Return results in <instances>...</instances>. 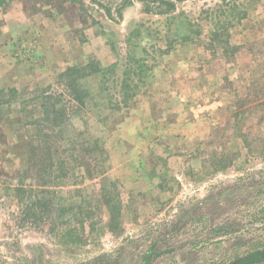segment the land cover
I'll list each match as a JSON object with an SVG mask.
<instances>
[{
    "label": "rangeland",
    "instance_id": "374dc122",
    "mask_svg": "<svg viewBox=\"0 0 264 264\" xmlns=\"http://www.w3.org/2000/svg\"><path fill=\"white\" fill-rule=\"evenodd\" d=\"M262 246L264 0H0V264H229Z\"/></svg>",
    "mask_w": 264,
    "mask_h": 264
},
{
    "label": "trees",
    "instance_id": "16d2710c",
    "mask_svg": "<svg viewBox=\"0 0 264 264\" xmlns=\"http://www.w3.org/2000/svg\"><path fill=\"white\" fill-rule=\"evenodd\" d=\"M160 1V0H158ZM162 1V0H161ZM179 1H183V0H179ZM171 8H175V4L174 3H171ZM229 38V37H228ZM78 72H80V70L77 69ZM126 74H129V72H126ZM79 81L78 80H73L72 81V84L69 86V90H71L72 94H71V99H73V101H76L78 102L80 105H83V100H82V92L80 91V86H79ZM61 99H57L56 101L57 102H60ZM56 105H53V106H50L49 108V112L46 111V115H47V118L48 121H49V124L51 125H54V127H57V126H60V117L62 115H64V111H61V110H57L56 108ZM54 115V119L51 118V116ZM98 144V141L96 142ZM95 147L96 144L95 143H90V142H86L83 148V150H86V151H82V155L83 157H81V168L84 169L85 173H86V176L88 179H94L97 175H99L102 170H100V167L99 165L97 164V162L93 165V166H89L90 164L88 163V160H87V157L90 156L92 154V150L90 149L91 146L93 145ZM35 151V150H34ZM34 151L32 152V158L34 157ZM94 151H97L96 149H93V152ZM101 151H102V148H101ZM81 153V152H80ZM50 161L53 160V163H54V159L53 158H50L49 159ZM29 161H30V158H29ZM54 165L52 164L51 166H48L47 168L49 169V167H53ZM48 171V170H47ZM103 173V172H102ZM45 175H47L49 178H54L50 173H46ZM61 177H67V174H65L64 176H61ZM55 179V178H54ZM42 185H45V186H50L48 184V182H43ZM53 185V184H52ZM108 187H105L102 189V200H104L109 208V211L111 213V218H110V228L111 229H114V224H119L120 223V218H121V203H120V198L119 197H116V196H113L111 193H107L108 192ZM15 191L18 192V193H24V190L22 188H15ZM33 207H35L36 209H40L41 212H46L47 211V207H44L42 208L41 207V204H38L36 205L35 203H33ZM32 211V210H31ZM75 208L72 207H69L68 209H65V210H61V212L63 213V215L61 217H64L66 218V213H75ZM34 212H33V216H34ZM67 222V220H66ZM65 222V224H67ZM150 254L151 253H148L146 254V256L142 259V263L140 264H147L148 260H149V257H150ZM38 258V256L36 257ZM229 264H264V246H262L261 248H256V249H253L249 252H247L246 254L240 256V257H237L234 261L230 262Z\"/></svg>",
    "mask_w": 264,
    "mask_h": 264
},
{
    "label": "crops",
    "instance_id": "0c3cea01",
    "mask_svg": "<svg viewBox=\"0 0 264 264\" xmlns=\"http://www.w3.org/2000/svg\"><path fill=\"white\" fill-rule=\"evenodd\" d=\"M69 44H71V40L69 41Z\"/></svg>",
    "mask_w": 264,
    "mask_h": 264
}]
</instances>
